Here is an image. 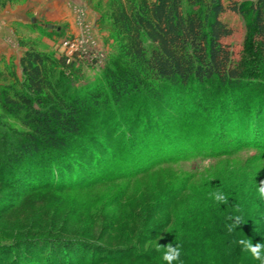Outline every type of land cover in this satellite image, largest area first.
Returning <instances> with one entry per match:
<instances>
[{"label": "rangeland", "instance_id": "obj_1", "mask_svg": "<svg viewBox=\"0 0 264 264\" xmlns=\"http://www.w3.org/2000/svg\"><path fill=\"white\" fill-rule=\"evenodd\" d=\"M27 1L0 0V94L1 88L12 83L10 71L19 76V80L22 78L19 58L31 46L50 58L48 76L54 87L51 94L45 96L46 102H55L57 97L88 99L89 91L99 92L101 99L109 103L99 106L98 114L82 117L86 128L77 142H89V137L94 135L98 137L102 144L96 148L99 147V153L107 154L106 162L97 166L96 160L91 158L95 154L88 151L76 159L81 164L86 163L94 175L109 179L79 188L31 191L27 186L44 181L48 174L46 166L40 163L51 162L55 153L47 151L42 154L39 165L31 166L32 179L18 181L6 175L7 169L12 167L5 161L16 152V142L29 129L20 119L5 113L0 105L1 264H15V258L19 259V264H38L53 250H47L45 244L35 246L30 242H41L45 237L83 236L98 246L99 256L109 257L130 253L128 247L132 245L135 250L146 251L148 245L158 239L161 245L192 243L195 237L203 235L201 227L216 220L199 199L201 189L203 192L208 188L210 192L222 189L231 197L226 202L230 211L221 212L225 220L233 210L244 217L256 212L254 201L235 200L254 190L252 177L256 176L258 184L264 181V168L257 172L258 162H264L263 148L231 147L225 134L217 141V147L210 144L213 142L210 131L214 132L215 126L212 125H219L216 120L223 126L227 123L228 127L253 125L260 117L253 109L260 105L264 111V53L252 40L245 16L231 10L220 15L228 30L221 41L232 60L242 61L246 68L245 81L237 90L224 91L216 83H206L185 89L181 93L185 98L183 105L181 101L178 106L168 102L172 93L162 94L160 102L153 98L147 100L143 95L141 100H129L122 105L116 102L109 84V74L122 64V58L118 55L113 32L101 18L107 0H87L92 11L91 22L83 25L77 34L68 36L63 25L49 29L38 26L37 22L31 24L28 18L31 13L25 15L27 19L23 23L18 11ZM94 5L100 7L94 8ZM59 59H65V64L58 62ZM110 126L119 130L110 132ZM111 154L115 156L110 158ZM215 154L219 156L214 157ZM60 159L65 160V157ZM81 169L87 176V171ZM185 184L194 186L190 199L181 202L175 210L181 220L187 221L189 231L181 230L178 224H167L173 197ZM178 201L175 199L174 204ZM262 206L259 215L264 213V201ZM256 218L257 221L262 219L255 215ZM250 227L256 228L254 224ZM165 229L171 231L165 232ZM21 242L24 243L19 244ZM31 247L34 253H43L33 257ZM156 254L160 253L156 251ZM196 254L199 258L198 250ZM88 260L97 264H142L133 259L110 263H102L100 258ZM155 263L164 261L158 256Z\"/></svg>", "mask_w": 264, "mask_h": 264}, {"label": "trees", "instance_id": "obj_2", "mask_svg": "<svg viewBox=\"0 0 264 264\" xmlns=\"http://www.w3.org/2000/svg\"><path fill=\"white\" fill-rule=\"evenodd\" d=\"M99 7L94 5V8ZM102 10L101 18L106 20V27L113 32L118 55L122 58V64L115 66L109 74L111 92L116 102H121L122 105H126L125 102L129 100H141L143 95L147 100L153 98L160 102L162 94L165 96L172 93L174 97L169 96L168 102L178 106L185 99L181 97V93L191 86L202 87L206 83H216L224 91L237 90L242 86L245 81V65L242 61L234 62L228 48L221 41L228 32L220 19L225 10L248 19L247 27L252 40L264 53V0H107ZM49 59L33 46L25 49L19 58L22 78L19 80V76L10 71L12 83L1 88L0 105L3 111L20 119L23 126L29 129L16 142V152L5 161L9 163L6 165L12 167L7 169L9 171L6 175L13 179L15 177L18 181L20 178L32 179L34 174L31 166L39 165L42 154L47 151L55 153L52 156L54 159L47 164L40 163L46 166L48 174L44 181L28 185L27 188L31 191L39 188H79L108 180L107 177L94 175V172L87 169L86 163L81 164L77 160L78 156L85 155L88 151L95 154L91 158L96 160L97 166L101 167L102 162H106L107 154L99 153V147L96 148L102 144L98 137H89V142L77 140L86 128L82 117L86 114H98V107L109 102L105 98L101 99V94L94 91L88 92V99L78 96L69 99L57 97L55 102H46L45 96L50 95L54 87L48 76ZM58 62L65 64V59H59ZM253 113L260 115L259 121L253 125L245 123L228 127L227 123L223 126L220 120H216L219 125L213 124L215 126L211 127L214 130L210 131L213 138L211 146L217 147V141L225 134L227 144L231 147L249 145L263 148L264 151V111L258 105ZM117 130V127L114 129L110 126V132ZM216 154L214 157L219 156ZM112 156L115 154H111L110 158ZM156 156L159 158L158 154ZM64 157L65 160L60 159ZM152 158L156 159L155 156ZM81 167L87 171V176L82 174ZM193 188L194 186L185 184L179 194L173 197L174 201H179L175 204L173 201L168 225L178 224L181 230L189 231L186 228L187 221L177 216L175 207L190 199ZM252 189L254 190L248 192L246 197L241 194L240 199L235 201H254L256 212L245 216L235 233H229L225 229L226 220L221 212L227 211L226 203L217 207L210 199L209 188L204 192L200 190L199 199L216 220L201 227V230L204 229L203 235L195 237L192 243L181 244L183 264H256L257 261L252 259L251 254L242 251L241 246L234 242L237 233L250 238L253 244L264 239L261 237L264 236V213L259 215L263 210V201L256 198L255 188ZM255 215L262 219L257 221V218L254 219ZM252 224L256 228H251ZM45 239L30 242L35 246L45 244L47 250H53L51 253L46 251L49 253L38 264H97L88 260L89 258H100L102 263L116 260L129 262L133 259L142 264H156L160 256L156 254L155 244L148 245L143 252L135 250V245H132L128 247L130 253L113 254L111 258L99 256L98 246L83 236ZM31 249L33 257L42 252L34 253V248ZM55 250L58 252L55 253ZM196 250L200 252L199 258ZM14 263L19 264V259L15 258Z\"/></svg>", "mask_w": 264, "mask_h": 264}, {"label": "crops", "instance_id": "obj_3", "mask_svg": "<svg viewBox=\"0 0 264 264\" xmlns=\"http://www.w3.org/2000/svg\"><path fill=\"white\" fill-rule=\"evenodd\" d=\"M21 8L23 12L18 11V15L23 18V23L27 19L25 15L31 13L28 17L31 24L37 22L38 26L44 25L49 29L63 25L67 36L69 33L77 34L83 25L91 22L92 11L87 0H28ZM16 11L12 13L15 14ZM15 18H12L11 22H14Z\"/></svg>", "mask_w": 264, "mask_h": 264}, {"label": "clouds", "instance_id": "obj_4", "mask_svg": "<svg viewBox=\"0 0 264 264\" xmlns=\"http://www.w3.org/2000/svg\"><path fill=\"white\" fill-rule=\"evenodd\" d=\"M264 168V162H258L259 169ZM256 176L252 177L255 182V196L258 200L264 201V181L257 183ZM210 199L213 203L219 207L227 202L228 194L222 189H217L209 193ZM245 217L243 215H237L236 211L233 210L230 214L226 216L225 229L229 233H235L239 225L244 221ZM230 221V222H228ZM171 231L170 229H165V232ZM264 237V236H261ZM161 239V236H160ZM159 240V239H158ZM155 241L156 251L160 253V258L166 264H183L181 259V244L179 242H170L165 245ZM236 244L241 246L242 251H246L251 254L252 259L257 261L258 264H264V239L253 244L250 238H244L241 234L237 233V238L234 241Z\"/></svg>", "mask_w": 264, "mask_h": 264}, {"label": "built area", "instance_id": "obj_5", "mask_svg": "<svg viewBox=\"0 0 264 264\" xmlns=\"http://www.w3.org/2000/svg\"><path fill=\"white\" fill-rule=\"evenodd\" d=\"M70 46H72V44H70ZM72 47H73V46H72ZM72 47H71V48H72Z\"/></svg>", "mask_w": 264, "mask_h": 264}]
</instances>
